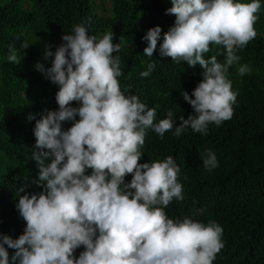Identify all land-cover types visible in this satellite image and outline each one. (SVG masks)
Here are the masks:
<instances>
[{
	"label": "clouds",
	"instance_id": "obj_1",
	"mask_svg": "<svg viewBox=\"0 0 264 264\" xmlns=\"http://www.w3.org/2000/svg\"><path fill=\"white\" fill-rule=\"evenodd\" d=\"M171 4L165 14L174 15L175 21L163 33L159 55L203 69L191 95L180 92L195 114L180 116L179 126L172 110L157 121L158 105L150 108L139 96L126 94L130 89L121 90L118 77L123 72L113 55L120 43H113L112 31L89 35L84 24L74 25L55 52L50 45L45 50L44 58L52 57L51 67L34 65L58 86V108L38 119L28 117L35 119L32 159L41 191L17 190L15 207L26 227L15 239L0 233V264H10L5 245L15 250L14 264H213L224 247L223 228L215 221L168 218L165 208L174 198L184 199L180 168L171 155L140 163L141 149L147 129L160 138L174 127L176 137L188 128L207 135L210 124L220 126L233 117L238 93L227 73L241 59L237 51L257 36L254 25L261 3ZM161 33L155 26L142 37L145 56L153 57ZM210 45L222 46L223 62L217 55L206 58ZM8 60L20 63L15 53ZM154 69L155 62H149L140 75L148 77ZM237 72L244 76L251 69L241 64ZM64 122L72 126L65 130ZM203 166L208 171L218 167L211 150ZM128 174L132 179L126 183ZM81 246L84 251L76 257Z\"/></svg>",
	"mask_w": 264,
	"mask_h": 264
},
{
	"label": "trees",
	"instance_id": "obj_2",
	"mask_svg": "<svg viewBox=\"0 0 264 264\" xmlns=\"http://www.w3.org/2000/svg\"><path fill=\"white\" fill-rule=\"evenodd\" d=\"M109 2L112 14L103 11L99 15L94 13L93 0H0V151L15 162L22 160L26 169L23 175L11 166L0 174V233L4 235L18 238L26 227L15 207L17 190L24 187L29 193L41 191L36 183L39 169L32 159L35 119L28 117L38 119L41 113L58 108V86L34 65L40 62L51 67L52 57L45 59V50L50 45L55 52L63 43L62 36L71 34L74 25L84 24L89 35L112 31L121 37L124 44L113 53L119 57L123 72L118 77L121 90L130 89L126 94L139 96L150 108L158 105L157 121L172 110L179 126L180 116L187 119L195 114L180 92L191 95L202 80L203 69L159 55L163 33L174 25L175 16L165 14L168 8L162 0ZM260 3L256 14L259 19L254 25L257 36L237 51L241 59L227 73L232 90L238 93L233 117L220 126L210 124L207 135L188 128L176 137L174 127L160 138L147 129L141 149L140 163L163 161L171 155L180 168L178 182L182 184L184 199L174 198L165 208L168 218L190 217L205 224L215 221L223 228L224 247L213 264H264V0ZM155 26L162 29L161 40L149 58L143 54L147 42L142 37ZM40 40L45 44H40ZM210 48L206 58L217 55L223 62L222 46ZM13 53L19 64L9 62L8 56ZM149 62H155V69L150 76L142 77ZM241 64H247L251 72L240 76L237 69ZM33 87L35 99L25 100V93ZM72 106L79 104L73 102ZM71 126L72 122L63 124L65 130ZM208 150L218 161V167L211 171L203 166ZM131 179L128 174L125 182ZM5 248L10 264H14L11 257L15 250L7 245ZM82 251L83 246L74 255L78 257Z\"/></svg>",
	"mask_w": 264,
	"mask_h": 264
},
{
	"label": "rangeland",
	"instance_id": "obj_3",
	"mask_svg": "<svg viewBox=\"0 0 264 264\" xmlns=\"http://www.w3.org/2000/svg\"><path fill=\"white\" fill-rule=\"evenodd\" d=\"M110 0H93L95 8L94 13L96 12L99 15L103 14V11L106 13V15L112 14V5L109 2ZM246 1V0H245ZM162 2L165 4L167 8H170L172 6L171 0H162ZM94 7V6H93ZM96 35H102L101 33H98ZM38 41H34L36 43ZM40 44H45L42 40L39 42ZM113 43H120V48L123 46L124 41L120 37H117L114 35ZM35 90L36 88L28 89L27 92L24 95V99L27 101H33L35 99ZM14 166L16 167L21 174H26V169L24 167V162L22 160L15 162V160L7 158L2 151H0V174H3L8 167Z\"/></svg>",
	"mask_w": 264,
	"mask_h": 264
}]
</instances>
